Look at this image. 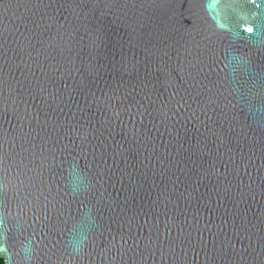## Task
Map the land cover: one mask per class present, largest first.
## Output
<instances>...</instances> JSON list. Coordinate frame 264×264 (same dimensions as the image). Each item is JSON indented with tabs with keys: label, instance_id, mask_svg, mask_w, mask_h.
Here are the masks:
<instances>
[{
	"label": "water",
	"instance_id": "1",
	"mask_svg": "<svg viewBox=\"0 0 264 264\" xmlns=\"http://www.w3.org/2000/svg\"><path fill=\"white\" fill-rule=\"evenodd\" d=\"M5 264H264V0H0Z\"/></svg>",
	"mask_w": 264,
	"mask_h": 264
},
{
	"label": "trees",
	"instance_id": "2",
	"mask_svg": "<svg viewBox=\"0 0 264 264\" xmlns=\"http://www.w3.org/2000/svg\"><path fill=\"white\" fill-rule=\"evenodd\" d=\"M0 264H5V261L2 257H0Z\"/></svg>",
	"mask_w": 264,
	"mask_h": 264
}]
</instances>
